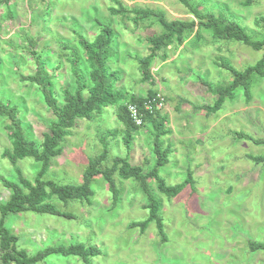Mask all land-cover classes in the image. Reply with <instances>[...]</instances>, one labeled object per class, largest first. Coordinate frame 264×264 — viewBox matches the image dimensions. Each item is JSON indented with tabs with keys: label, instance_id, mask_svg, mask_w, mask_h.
Here are the masks:
<instances>
[{
	"label": "rangeland",
	"instance_id": "obj_1",
	"mask_svg": "<svg viewBox=\"0 0 264 264\" xmlns=\"http://www.w3.org/2000/svg\"><path fill=\"white\" fill-rule=\"evenodd\" d=\"M119 1L130 9L163 11L170 19L194 17L178 0ZM247 1L191 0L203 12L234 17L255 38H264V26L256 21L264 15V0ZM112 6L120 8L118 0H17L10 18L5 13L13 8H0V101L14 106L27 139L41 142L54 115L41 98V86L21 81V74L40 70L48 83L56 73L50 85L61 100L60 88L66 82L72 89L74 85L66 60L72 48L65 49L63 45H77V32L94 38L101 28L99 21L110 22L115 30L112 46L116 54L108 67L109 72L118 69L121 73L112 77L116 78L112 80L117 81L116 88L130 96L145 95L152 86L151 81H143L138 58L149 52L146 36L162 32L163 27L156 17L146 16L137 22L131 19L136 13L123 16L112 12ZM31 38L37 41L43 57L36 59L27 50ZM185 43L174 44L167 60L159 55L150 67L159 94L169 99L157 105L168 115L165 128L170 130L162 138L172 147L160 175L168 184L185 180L189 171L194 178V187L188 183L170 199L160 192L154 179H149L151 190L161 200L167 240L161 239L154 222L144 232L130 227L132 221L144 220L149 214L145 208L148 195L140 182L120 179L116 174L121 193L115 204L108 182L97 175L91 183L94 195L90 203L72 200L64 205L54 199L61 210L72 212L73 218L33 211L10 214L7 226L19 236L21 248L36 253L51 245L85 242L101 249L93 257L94 264H264V248L250 246L251 242L264 243V163L246 157L248 153L264 156V144L237 138L234 133L244 131L264 137V76H253L249 98L239 89L217 112L207 113L197 107L213 103L216 97L204 81H231V71L220 62L243 69L256 62L263 50L240 42L217 41L206 28L200 30L199 36L193 31ZM44 61L45 65L40 66ZM57 65L60 68L56 71ZM181 97L190 102L178 109ZM116 104L105 107L90 120H77L63 137L61 153L53 158L46 178L59 183H82L90 159L104 150V141L109 153L103 167L110 166L117 155H129L133 164L152 167V124L133 133L129 150L123 140L124 125L115 114ZM6 124L7 117L0 115V175L14 178L15 166L3 156V150L11 146ZM18 166L33 179L41 163L26 157L18 161ZM10 193L0 179V202L6 201ZM36 264L84 263L73 255L53 253Z\"/></svg>",
	"mask_w": 264,
	"mask_h": 264
},
{
	"label": "trees",
	"instance_id": "obj_2",
	"mask_svg": "<svg viewBox=\"0 0 264 264\" xmlns=\"http://www.w3.org/2000/svg\"><path fill=\"white\" fill-rule=\"evenodd\" d=\"M16 1L0 0V8L3 5L13 8V10L5 11L6 16L9 18L14 14L13 3ZM41 1L47 3L50 0ZM178 1L188 8L189 12L194 16L193 18L170 19L163 11L140 7L130 9L119 0L120 8L112 6V12L121 13L123 16L130 17L133 13H136L137 16L131 17V19L137 22L140 18L146 16L156 17V20L163 27L162 32H155L146 36V41L149 43V52L138 58L143 81L149 80L152 83L145 95L131 94L127 96L121 89L116 88L117 81L112 83V80L116 79L112 77L117 76L118 73L121 75L118 69H115L118 72L114 70L109 72L108 67V61H111L112 56L116 54V49L112 46L115 43V30L110 22L103 23L99 21L101 28L94 38L90 39L85 33H76L75 31L77 45H63L65 49L72 48L71 55L66 60L68 67L70 66L68 68L69 73L74 78V85L72 89L70 84L66 82L60 88L61 100L58 94L55 93L56 90L54 91L53 86H51L53 85L51 82L56 79V73L50 76L52 80L48 83L44 80L40 70H37L36 74L26 75L22 73L20 76L21 81H28L41 86V98L49 109L47 111L54 115L51 127L49 130L44 131L41 142L38 143L35 140L27 139L22 127V121L18 118V113L15 112L14 106L0 101V115L7 117L5 127L9 131L11 141V146L3 150V156L7 157L15 166L14 172L17 174V177L14 178L0 175L3 185L11 191L8 199L0 202V264H36L53 253L66 256L73 255L79 257L84 264H94L93 257L99 255L101 249L97 245L86 244L85 242L51 245L38 250L36 253H29L25 248H21L18 245L20 238L7 226V217L10 214L33 211L41 214L46 213L73 218L74 214L61 210L56 200L64 205L72 200L88 201L90 203L94 195L91 183L93 177L97 175H102L108 182L115 204H117L121 193V189L116 182V174H118L117 176L120 179H133L140 182L148 195V202L145 208L148 209L149 214L144 220L132 221L130 227H139L144 232L154 222L161 239L164 242L167 240L164 217L161 214V200L151 190L149 179H154L160 192L170 199L180 193L188 183H192L194 187V178L193 173L189 171L185 180L177 184H168L166 179L160 175V168L169 162L172 147L170 142L165 144L164 138H162L170 130L165 128L168 115L163 112L162 108L155 106L159 102H168L169 99L164 96L163 101L160 100L159 89L155 86L156 80L150 70L153 60L159 55L164 57V60H167L168 50L174 44H186L187 37L193 31L199 36L202 28L211 30L212 36L217 41L240 42L254 50H263L262 56L256 62L243 69L236 68L232 63L226 61L220 62L223 67L231 71L232 79L230 82H222L220 84L204 81L209 91L216 96L213 103L197 105L198 108H204L207 113L219 111L226 99L234 97L239 89L243 90L249 98L253 76H264V38H255L247 26L241 24L242 22L240 23V20L234 17H228L222 12H203L199 7L200 5L192 4L191 0ZM247 2H250V0ZM256 21L264 26V15L257 17ZM1 28L2 25L0 24V31ZM37 44V41L31 38L29 47H27V50L36 59L43 57V54L37 49ZM80 47L82 53H80ZM45 63V61L41 62L40 66H44ZM59 68L60 65H57L56 71ZM56 71L54 70V72ZM38 89L40 90L39 87ZM149 101L151 108L146 109V102ZM116 102L115 114L117 119L124 125L123 140L129 150L132 147L133 133L148 123L152 124L154 128L152 152L155 155L152 167L145 168L144 164H133L129 159V155H117L110 166L103 167L102 162L109 153L108 143L104 141V150L90 159L88 167L84 171L82 183H59L55 179L46 178L53 158L61 153L60 143L63 137L69 133V129L76 125L77 120L79 118L90 120L96 114H100L105 107ZM186 102L190 101L181 97L176 107L181 109ZM131 105L138 109L139 116L142 119L141 124H137L131 115ZM114 132L117 131L114 130ZM234 133L237 138L264 144V137H256L244 131H235ZM26 157L34 158L41 163V167L33 179L25 176L22 169L18 166V161ZM246 157L256 163H264V156L262 155L248 153ZM250 246L253 249H263L264 243L251 242Z\"/></svg>",
	"mask_w": 264,
	"mask_h": 264
},
{
	"label": "built area",
	"instance_id": "obj_3",
	"mask_svg": "<svg viewBox=\"0 0 264 264\" xmlns=\"http://www.w3.org/2000/svg\"><path fill=\"white\" fill-rule=\"evenodd\" d=\"M159 97H160V100L163 101L164 97H162L160 94H158ZM149 103V104H148ZM162 104L161 102L157 103L155 106L158 107L157 105H160ZM146 109L147 108H151V104H150V101L149 102H146ZM130 112H131V115L134 117V120L136 121L137 124H141L142 123V119L141 117L139 116V112H138V109H136V107L134 105H131L130 106Z\"/></svg>",
	"mask_w": 264,
	"mask_h": 264
},
{
	"label": "clouds",
	"instance_id": "obj_4",
	"mask_svg": "<svg viewBox=\"0 0 264 264\" xmlns=\"http://www.w3.org/2000/svg\"><path fill=\"white\" fill-rule=\"evenodd\" d=\"M164 103V102H163ZM160 108V107H159Z\"/></svg>",
	"mask_w": 264,
	"mask_h": 264
}]
</instances>
